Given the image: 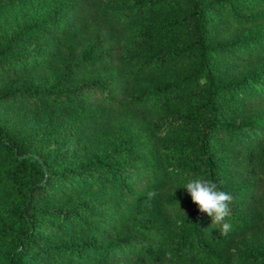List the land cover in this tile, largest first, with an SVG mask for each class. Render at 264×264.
<instances>
[{"label": "trees", "instance_id": "1", "mask_svg": "<svg viewBox=\"0 0 264 264\" xmlns=\"http://www.w3.org/2000/svg\"><path fill=\"white\" fill-rule=\"evenodd\" d=\"M196 177L233 197L226 236L182 186ZM263 229L264 0H68L0 45L11 264H238L239 240Z\"/></svg>", "mask_w": 264, "mask_h": 264}, {"label": "rangeland", "instance_id": "2", "mask_svg": "<svg viewBox=\"0 0 264 264\" xmlns=\"http://www.w3.org/2000/svg\"><path fill=\"white\" fill-rule=\"evenodd\" d=\"M68 0H0V45L4 43L8 38L12 35L26 27L28 24L34 21L43 20L52 13H54L57 8L61 5H64ZM109 4L119 5L122 0H107ZM262 25L251 24L246 25L240 29V32L244 35L254 36L258 34V32L262 29ZM125 37L124 40L126 39ZM168 72L171 75L178 76L179 70L176 67H170ZM27 120L34 121L37 126L39 132L42 131L45 123H42V119L36 115V113L28 115ZM145 131L149 137L152 139H156L159 135L163 134L164 130L158 118H154L153 120L147 122L145 124ZM147 144V141H144ZM66 146H70V161H79L82 158L80 157L83 154L82 150H77L76 142L66 141ZM159 151H162L163 154L168 155L169 149L168 147L161 146L158 147ZM92 153L89 152L86 156H90ZM72 180V176L69 177ZM93 180V177L87 178L85 180L79 181L82 184H87ZM80 183V184H81ZM169 194H173L170 192ZM88 237L84 236H76L69 241L71 242H81L86 240ZM49 244L42 245L40 248H48ZM236 255H237V263L243 264L247 259L255 260L258 254L264 251V229L261 235L250 233L244 237H242L238 244L236 245ZM4 255L0 254V264H11L8 258H4ZM81 264H109L104 261H95L92 262L88 260L87 257H81Z\"/></svg>", "mask_w": 264, "mask_h": 264}, {"label": "clouds", "instance_id": "3", "mask_svg": "<svg viewBox=\"0 0 264 264\" xmlns=\"http://www.w3.org/2000/svg\"><path fill=\"white\" fill-rule=\"evenodd\" d=\"M182 186L190 194L192 202L198 206L199 212L211 218L212 226L221 225V234L226 236L232 228L225 220L230 214L229 205L233 197L223 191L216 182L204 178H192ZM156 195L155 191L149 192L148 199L151 200ZM166 255L171 259V253Z\"/></svg>", "mask_w": 264, "mask_h": 264}]
</instances>
